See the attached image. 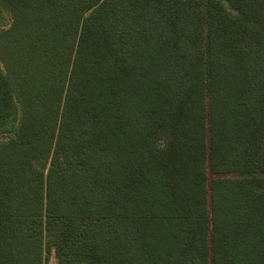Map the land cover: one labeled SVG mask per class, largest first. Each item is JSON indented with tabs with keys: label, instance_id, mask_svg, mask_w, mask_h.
I'll use <instances>...</instances> for the list:
<instances>
[{
	"label": "trees",
	"instance_id": "1",
	"mask_svg": "<svg viewBox=\"0 0 264 264\" xmlns=\"http://www.w3.org/2000/svg\"><path fill=\"white\" fill-rule=\"evenodd\" d=\"M51 256L264 264V0H0V264Z\"/></svg>",
	"mask_w": 264,
	"mask_h": 264
},
{
	"label": "rangeland",
	"instance_id": "2",
	"mask_svg": "<svg viewBox=\"0 0 264 264\" xmlns=\"http://www.w3.org/2000/svg\"><path fill=\"white\" fill-rule=\"evenodd\" d=\"M210 177H212V175H210ZM49 264H54V259H53L52 256H51L50 259H49Z\"/></svg>",
	"mask_w": 264,
	"mask_h": 264
},
{
	"label": "built area",
	"instance_id": "3",
	"mask_svg": "<svg viewBox=\"0 0 264 264\" xmlns=\"http://www.w3.org/2000/svg\"><path fill=\"white\" fill-rule=\"evenodd\" d=\"M49 264V263H48Z\"/></svg>",
	"mask_w": 264,
	"mask_h": 264
}]
</instances>
